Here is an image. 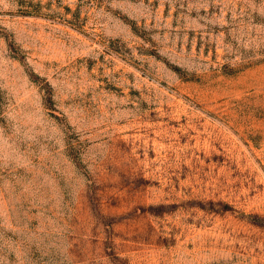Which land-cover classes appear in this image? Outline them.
Wrapping results in <instances>:
<instances>
[{
	"label": "rangeland",
	"instance_id": "374dc122",
	"mask_svg": "<svg viewBox=\"0 0 264 264\" xmlns=\"http://www.w3.org/2000/svg\"><path fill=\"white\" fill-rule=\"evenodd\" d=\"M0 264H264V0H0Z\"/></svg>",
	"mask_w": 264,
	"mask_h": 264
}]
</instances>
